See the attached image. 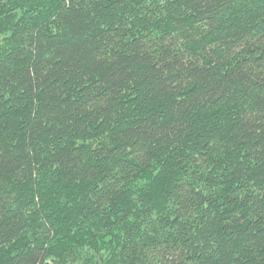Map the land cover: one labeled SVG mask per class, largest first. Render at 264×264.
Listing matches in <instances>:
<instances>
[{
    "label": "trees",
    "instance_id": "obj_1",
    "mask_svg": "<svg viewBox=\"0 0 264 264\" xmlns=\"http://www.w3.org/2000/svg\"><path fill=\"white\" fill-rule=\"evenodd\" d=\"M0 264H264V0H0Z\"/></svg>",
    "mask_w": 264,
    "mask_h": 264
}]
</instances>
